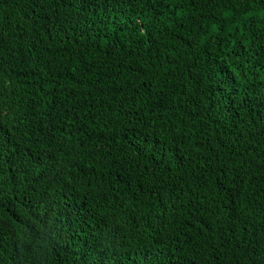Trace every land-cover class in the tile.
I'll return each mask as SVG.
<instances>
[{
  "label": "trees",
  "instance_id": "1",
  "mask_svg": "<svg viewBox=\"0 0 264 264\" xmlns=\"http://www.w3.org/2000/svg\"><path fill=\"white\" fill-rule=\"evenodd\" d=\"M0 264H264V0H0Z\"/></svg>",
  "mask_w": 264,
  "mask_h": 264
}]
</instances>
